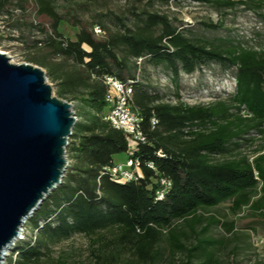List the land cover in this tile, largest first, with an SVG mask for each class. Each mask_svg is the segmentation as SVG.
I'll return each mask as SVG.
<instances>
[{"label":"trees","instance_id":"obj_1","mask_svg":"<svg viewBox=\"0 0 264 264\" xmlns=\"http://www.w3.org/2000/svg\"><path fill=\"white\" fill-rule=\"evenodd\" d=\"M62 1L66 5L60 8L65 10L59 12L58 0H0V13L10 20L8 28L14 20L11 29L29 26L42 33L44 38L31 40L32 48L45 47L48 53L30 54L27 59L45 69L46 77L56 83L58 98L76 102L80 117L66 149L72 164L28 219L35 222L34 239L15 242L16 256L8 257L6 264H67L62 256L53 259L51 249L75 235L90 239L93 264H160L165 250L170 255L183 253L184 264L198 258H202L198 264H210L216 245L198 238L199 233L194 245H183L174 225L190 222L193 231L200 211L226 202L233 212L250 203L247 228L264 231V49L244 47L230 38L187 36L182 27H175V18L152 9L155 2L168 0H145L141 7L136 3L144 0H134L125 14L95 13L90 21L73 13L68 4L74 0ZM191 1L216 7L236 4ZM240 2L264 10V0ZM77 6L85 9L84 4ZM30 10L48 19L47 28L26 21ZM63 21L77 27L74 39L59 32ZM93 24L102 27L103 37L93 35ZM201 25L212 30L221 26ZM140 57L153 66L165 65L174 79L180 70L189 75L212 62L223 69L235 68L234 92L209 105L165 101L163 94L135 81L140 71L135 60ZM52 58L59 61L53 63ZM105 75L133 81L132 104L142 118L145 136V143L133 154L141 173L134 181L116 182L101 174L115 155L127 151L123 133L103 120L107 89L101 77ZM152 117L158 120L154 127ZM257 139L262 144L249 162L242 149ZM161 177L170 181V187L157 200ZM257 187L260 196L251 200ZM165 232L168 245H161Z\"/></svg>","mask_w":264,"mask_h":264},{"label":"rangeland","instance_id":"obj_2","mask_svg":"<svg viewBox=\"0 0 264 264\" xmlns=\"http://www.w3.org/2000/svg\"><path fill=\"white\" fill-rule=\"evenodd\" d=\"M133 1L74 0L73 4L69 3L68 5L72 7L73 13L78 18L83 21H90L95 13L125 14L127 7ZM233 1L236 3L233 7H216L191 0H178L173 4L174 10L169 8L168 2L157 1L152 9L168 15L170 18H175L178 22L174 24L175 27H182L187 36L203 40L230 38L242 42L244 47L264 49V10L256 11L250 8L249 5L241 4L240 1L242 0ZM62 2V0H58L57 5L59 8L64 5ZM144 2L145 0L137 2L136 5L141 7ZM75 4H84L85 9L83 10ZM64 10L65 8H60L59 12ZM183 19L188 22H184ZM26 21L40 23L45 28L49 23L45 17H36L32 10L27 14ZM12 22L11 28L15 27L14 20ZM105 23L108 27L111 25L109 21L105 20ZM201 23H219L221 26L216 30H212L203 27ZM14 30L13 34L15 36L10 37L11 39L9 36L0 37L1 52H4L15 64L25 62L37 66L30 63L27 58L30 54L41 56L48 53L45 47L32 48L31 40L44 38L42 33H34L35 31H32L29 26L16 27ZM59 32L69 39H74L77 27L63 21L59 26ZM51 61L56 63L59 59L52 58ZM41 70L44 73L46 83L51 87L52 95L57 97L56 83L46 77L44 68H41ZM234 73L235 68L223 69L219 64L212 62L201 66L189 75L180 70L178 77L174 79L165 65L153 66L142 60L140 71L136 72V76L139 83L149 85L155 91L163 94L165 101H171L172 103L179 101L187 105H209L218 100H226L233 94L235 88ZM175 94L178 95V99H176ZM60 99L69 103L76 121H79L80 117L76 102L69 101L66 98ZM261 144V141L257 139L251 146L242 149V153L247 156L249 162H252L256 157V151ZM66 149L67 146L65 147L66 167L64 173L72 164V158L66 152ZM119 158L125 159V154L119 155L114 161H118ZM259 196L260 192L257 187L251 194V200L257 199ZM249 206L250 203L233 212L230 209V203H222L215 208L200 211L199 222L193 231L190 230L193 225L190 222L176 223L174 231L179 235L181 243L186 246L194 245L195 233H199L198 238L200 239L212 241L217 249L213 256V262L210 264H264V231L259 227L255 229L247 228L250 222ZM28 219L22 227L23 235L33 236L32 229L35 227V222L33 220L28 221ZM228 225H232L229 230L227 229ZM165 233L161 245H168L166 236L168 232ZM89 244L90 239L87 237L75 235L69 240L53 246L51 256L53 259L62 256L67 264H93L89 256ZM184 261L183 253L177 252L170 255L168 250H165L160 264H184ZM201 261L202 258L193 259L188 264H198Z\"/></svg>","mask_w":264,"mask_h":264},{"label":"water","instance_id":"obj_3","mask_svg":"<svg viewBox=\"0 0 264 264\" xmlns=\"http://www.w3.org/2000/svg\"><path fill=\"white\" fill-rule=\"evenodd\" d=\"M76 122L41 68L0 52V262L22 224L61 181Z\"/></svg>","mask_w":264,"mask_h":264},{"label":"built area","instance_id":"obj_4","mask_svg":"<svg viewBox=\"0 0 264 264\" xmlns=\"http://www.w3.org/2000/svg\"><path fill=\"white\" fill-rule=\"evenodd\" d=\"M177 1L178 0H168V6L171 10H174L173 4ZM183 20L184 22H188L186 19ZM9 21L10 20L7 14L0 13V37L15 36L13 34L15 30L6 26ZM91 31L95 37H103L105 35L104 30L98 24H93ZM34 33L38 34L40 32L35 31ZM142 60L143 59L141 57L137 58L135 60L136 64L140 66ZM137 80L138 78L136 77L135 81ZM101 81L107 89L105 95L106 111L103 115V120L108 122L113 129L119 130L123 133L127 148L125 159L123 161H114L111 165L103 167L101 174H108L111 179L116 182L125 183L134 181L141 176V173L139 161L137 158L133 157V154L140 144L145 143V136L141 129L142 118L134 110L132 104L133 90L131 83L133 81L128 80L124 82L111 75L102 76ZM150 123L151 126L154 127L157 125L158 120L155 117H152L150 119ZM146 166L155 171V167L152 163H147ZM158 181L160 187L156 191V198L157 200H161L164 197L165 191L170 187V181L163 177L159 178ZM23 224L19 229L14 242L3 252L0 264H6V258L10 257V255L15 258L16 253H13L15 242L25 240L27 238H31L32 240L34 239V233H32L33 236L23 235Z\"/></svg>","mask_w":264,"mask_h":264},{"label":"crops","instance_id":"obj_5","mask_svg":"<svg viewBox=\"0 0 264 264\" xmlns=\"http://www.w3.org/2000/svg\"><path fill=\"white\" fill-rule=\"evenodd\" d=\"M121 155V154H117L114 156V160L118 158V156ZM124 159L123 158H119L118 161H123Z\"/></svg>","mask_w":264,"mask_h":264},{"label":"bare ground","instance_id":"obj_6","mask_svg":"<svg viewBox=\"0 0 264 264\" xmlns=\"http://www.w3.org/2000/svg\"><path fill=\"white\" fill-rule=\"evenodd\" d=\"M0 52H1V50H0Z\"/></svg>","mask_w":264,"mask_h":264}]
</instances>
